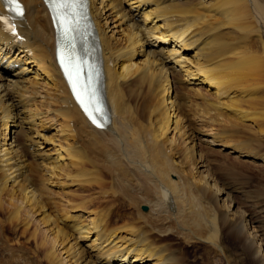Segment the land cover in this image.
<instances>
[{"label":"bare ground","instance_id":"1","mask_svg":"<svg viewBox=\"0 0 264 264\" xmlns=\"http://www.w3.org/2000/svg\"><path fill=\"white\" fill-rule=\"evenodd\" d=\"M115 2H120V7ZM119 2L89 0L104 72L102 95L110 117L104 127L95 126L76 103L57 66L55 31L43 0H23L25 13L18 26L22 39L5 32L0 24V213L5 216L0 217V235L7 236L8 223L9 227L25 225L22 233H29L38 243V234L30 226L33 213L46 208L47 185L69 184L79 188L67 194L61 191L66 195L63 202L53 203L55 215L43 211L46 223L56 222L53 236L44 233L40 243L48 264H67L71 259V264H184L177 249L161 239L168 234L186 244L204 242L214 250H224L222 235L228 234L239 240L246 261L264 264L261 218L234 207L228 189L218 186L213 178L216 159L212 162L214 158L208 155L222 151L243 161L264 163V2ZM108 7H119L116 15L126 20L127 38L121 46L109 28ZM3 13L0 4V15ZM255 37L261 44L260 52L246 43ZM145 45L149 47L144 49ZM191 49L190 57L183 55ZM31 71L33 76L27 77ZM41 80L53 90L46 105H58L50 108L51 112L66 118V126L61 124L56 132L65 140L45 130L44 134L34 131L36 141L30 137L31 129L48 125L53 117L31 108L41 89L38 86L44 85ZM191 83L204 85L212 97ZM197 98L200 101H195ZM191 107L225 129L228 119L234 124L257 120L263 151L255 155L236 144L229 147L227 129L216 132L202 124L190 126ZM258 107L262 111L255 114L248 109ZM171 130L174 133L169 136ZM34 142L38 149L33 152ZM31 153L43 159H34V164L28 158ZM37 165L46 178L31 173ZM102 172L110 177L112 197L122 199L128 209H136V218L148 227L143 235L138 229L136 232L137 222L120 223L119 215H108L111 210L107 206L99 208L110 193H106L109 189L99 191L110 183L105 182ZM89 204L97 206L95 217L84 218L83 207ZM143 204L150 207L148 212L141 210ZM149 230L160 239H154L156 234L151 239ZM62 244L68 245L64 247L67 256L60 249ZM3 253L10 258L5 264L14 260L21 263V253L12 248ZM225 260L231 264L226 253Z\"/></svg>","mask_w":264,"mask_h":264},{"label":"rangeland","instance_id":"2","mask_svg":"<svg viewBox=\"0 0 264 264\" xmlns=\"http://www.w3.org/2000/svg\"><path fill=\"white\" fill-rule=\"evenodd\" d=\"M119 1H121V0H118V2ZM262 2H264V0H262ZM115 3H117V2H115ZM117 4L120 7V5H119L120 2L117 3ZM122 5H124V7L126 6L125 3L122 4ZM119 7L115 8V9H117L116 11H114L115 9H112V8L110 10V8L108 7V12L107 13L111 14L109 16V18H108V24H109V28L114 30V33H113V38H115L114 41H116L115 42L116 44L121 46L126 41V38H127V35L124 34L127 31V24H126V20L125 19H123L120 16L116 15L117 11L119 10ZM126 7H128V5ZM224 38H225V36H224ZM248 39L250 41L248 40V41H246V43H247V45L250 46L251 49H254V51H255V48H256L257 50L259 49L261 51V49H262L261 48V44L256 39V37H255V40H253V41H252L251 38H248ZM145 47L147 48V47H149V45H145L144 49H145ZM191 50L190 51H186L185 52L186 54H183V55H186L187 57H190L193 54V51H194L193 49H191ZM142 54L143 53H140V55H142ZM141 58H143V57H141ZM136 60H138V59H136ZM33 74H34V72L31 71V72L27 73L26 76L27 77L28 76H33ZM41 81H42V84H43L44 81L43 80H41ZM46 86H47L46 83H44V85H41V86L39 85L38 86L41 89L39 88L40 90H38V92L36 93V95L38 94L37 100H34L33 103H31V105H32L31 108H33V110L36 109L35 111L47 112L49 117L53 116V117L50 118L51 121L48 122L49 124L45 125V126H49V128L45 129V126L42 125V126H39L41 129L39 127H36V128L31 129L32 130L31 131L30 128L28 127L29 129L27 130V132H29V130H30V132H32V133H30V137L31 138L35 137L34 140L37 139V135H35L36 133L34 132V131H37V130H38L39 134H40V132L43 133V134L45 132L48 135H53V134L55 135L56 134L58 138L64 139L63 136L59 135L56 132H58L59 128L62 127V125H63V127L66 126V123H64L66 118L64 119L62 116H60V118H57L58 115H56L53 112H51L52 111L51 109L58 108L59 107L58 105L57 106L56 105H51L48 108L47 105L50 104L49 102H47V100H49L48 96L53 94V90L52 89H48V86L47 87ZM191 86L194 87L195 89H198L202 93H204L205 96L212 97V92L209 91L206 87H204V85L191 83ZM44 89H45V91H44ZM46 89H48V90H46ZM48 92H50V94ZM42 93H44V94H42ZM195 101H200V98H197ZM192 103H194V100H193ZM53 107H56V108H53ZM46 108L48 109V111H47ZM191 109H192V107H191ZM248 109L250 111H254V112H252L253 114H255L258 111H262L260 107L253 108L254 110L252 108H248ZM190 112H191V114H189V117H192V118H190L187 121V123L190 124V126H192V125L193 126H195V125L198 126V124H202L201 125L202 127H206L207 129L211 128V129H213V131L216 130V132H220L221 130H222L221 132H223V131H225L227 129V136H228L227 137L228 138L227 142L229 143V147H231V146L236 144L238 146L245 147V149L249 150V152H250V150H252L253 152H250V154L253 153L255 155L256 154L259 155V153H261L263 151L262 150V144H261V141H260L259 122L257 120L253 119L254 120L253 121L252 119H250V120L244 122L243 124H234V123H231L230 120L228 119L227 128L225 129V128H223V126L220 123L219 124L221 126L219 124H215V123H218V122L214 121L211 117H207L208 115L207 116L204 115V117H206L207 119L202 117L201 115H203V114L200 111H198L197 107L193 108L192 111H190ZM193 112H195V113H193ZM186 113L184 112V115L185 114L188 115V112H186ZM193 114H199L200 116L199 115L198 116L197 115H193ZM229 116L230 115L228 114V117ZM25 117L27 118V114L25 115ZM200 117L204 118V120L200 119ZM209 118H211V119L209 120ZM15 119H16V117L13 119L14 122L16 123L18 121V119H16V120ZM205 120H207V121H205ZM24 122H26V121H24ZM54 123H55V126H54ZM34 129H36V130H34ZM217 129H221V130H217ZM42 131H44V132H42ZM173 133H174V131L171 130L168 134H169V136H172ZM32 134H34V135L32 136ZM3 135L4 134H2V136ZM9 135H10V133H9ZM42 140L43 139H40V142H42ZM42 144L43 145H41V146L43 147L44 143H42ZM31 145L34 146L33 152L35 151V149H38L36 147L37 146L36 142L31 143ZM43 149H47V146H45ZM198 149H200V148H198ZM84 150L87 151L86 148H84ZM201 150L206 152V153L208 152L207 149L204 148V147H202ZM36 151L38 152L39 150H36ZM219 152L220 153L214 152V154L208 153V155H210V156L212 155V157L209 156L210 158H214V159H212V162L216 159V161L213 162V168H212L213 170H211L212 173L211 172L210 173L212 174V176L214 175L213 178L215 179L217 185L220 186V187H224V189L225 188L228 189V193L230 194V199H231L230 201L234 203V207L235 208L238 207V209L241 210L242 212H247V213L250 212L249 214L252 213L251 215H253L255 213V215L252 216V217L255 218V216L258 215L261 218L260 221H262L260 223L263 224V226H264V219H263L264 218V163H261L260 160H255L256 163L253 162V161H246V160L243 161L241 159L235 158L233 156V154H230V153L223 154L222 151H219ZM225 152H227V151H225ZM31 154H32V157H30ZM31 154L28 155V158H29V160L31 159L30 161L31 162L33 161L34 164H36L35 161H37V160H34V159H36V158H39L40 160L43 159L42 155L41 156L38 155L37 157H35L34 153H31ZM249 158L252 159V157H249ZM249 158H247V159H249ZM40 168H41L40 165H37V167L34 170H32L31 173L35 174V175L37 173H40V175L37 174L36 176H41L42 177V175H45V173L42 170H40ZM101 174L105 175L104 176V180H105L106 183L110 182V177L108 175H106L105 172H102ZM1 177H2V174L0 172V178ZM43 177L46 178L47 176L45 175ZM173 177H175V176H173ZM106 183H105V185H106ZM107 184L110 187L108 185L102 186L99 191H102V192L105 191L106 192L109 189L108 192H106V193L110 192L109 194L111 196L108 194L110 197L107 198L108 195H106V200L107 201L104 203V205L102 204L99 208L104 210V208H102V207L107 206L106 208H109L111 210V212H108L109 210L107 211L108 215L109 214L111 216L112 215H115V216L117 215L116 217H118V215H119L120 223L121 222L130 221V223L132 224L134 222H137V226H139V224H140V226L136 227V232H137V229H138L137 233L143 235L144 232H145V229L148 230V227H146L144 225V223L141 222L138 219V217L136 218V216H137L136 214H138L136 209H133V207L132 208L130 207V209H128L125 206L126 204L123 203V200L120 199V198L119 199H114L112 197V193H114L113 192V187L111 186L112 184H111V182L107 183ZM51 185H52V187H51ZM63 185H61V184H56V185L49 184V185H47L48 192L46 193V195H44V198H45V196H47L44 200L47 201V198L51 197L50 200L52 199L51 200L52 202L48 198V201L47 202L45 201V207L46 208L45 209L38 208L37 212L33 213L34 214L33 218H32L33 219V224L30 226V230L32 232H34L36 230L38 235L35 236V238H37V242L39 244L36 243V241H34L33 236L30 238L31 235L29 236V233L28 234L27 233L26 234L22 233L24 228H25V225L24 226L20 225V226H14V227L11 226V227H9L10 223L7 224L8 228L10 229L9 232L7 233V236L3 237V236L0 235V264H5L7 261L10 260V258L6 257L7 253H6V255L3 253V251L7 252L9 248H12L18 254H20V253L22 254V257L20 258V261H21L20 264H48L45 261V258H44L45 254L42 252L40 243L43 241L42 239H43V235H45L44 233L48 234V237L50 236V234L53 236V233H51V232H53V230H54L53 229V227H54L53 225L56 222H53L52 224L46 223L44 215L46 213H50L52 215H55V212H56L57 208L54 206L53 203L54 202H59V201H60L59 203L63 202L62 200H64V199H62V198H64V196L67 194V192L69 191L68 193H70L72 191H77V187H78L77 185H72V186L69 185V184H66V185L63 184ZM51 188L54 191L51 190ZM98 189L99 188H97V190ZM50 191H52V192H50ZM61 191L62 192L65 191L66 194H64L65 192L62 193ZM80 192L88 193V192L82 191V190ZM57 199H58V201H57ZM143 205H146V204H143ZM95 207H97V206H93V205L91 206V204L86 206V208L84 206L83 207V209H85L83 211L84 218L85 217L93 218V216H94L93 213L96 210ZM46 209H47V211H44ZM51 209L53 211H51ZM149 210H150V207L147 205V210H142V211L143 212H146V211L148 212ZM43 211L46 212V213H44ZM135 212H136V214H135ZM3 215L4 214L0 213V217L5 218V216H3ZM134 215H135V217H134ZM132 216L134 218H132ZM58 224L60 226H62V227H65L68 230L72 229L71 227L68 228L62 222H60ZM38 226H39V228H38ZM50 228H52V229L50 230ZM251 228L252 227H250V230H251ZM37 229H39V230H37ZM45 230H46V232H45ZM143 230H144V232H143ZM12 231H14L16 234L12 233ZM48 231H49V233H48ZM126 234L127 233H121L120 235L122 237L124 235L129 237V234H127V235ZM149 234H150V237H152L156 233H154V231H150L149 230ZM155 237H156V239H158V238L160 239L161 236L160 235L157 236V234H156V236H154V239H155ZM151 239H153V237ZM161 239L162 240L164 239L166 241L165 242L163 240L164 243H168L169 242L170 245L172 244L171 246L173 248L177 249L178 252L176 254H178L180 256L179 260L182 263L185 262L186 264H226V260H225V253H226V257H228V259L230 260L231 264H250L248 261H246L247 254L244 253L241 249H239L240 248L239 247V240L236 237L230 236L228 234L227 235L223 234L222 235V240H221L222 246L224 247V250L226 251L225 253L223 252L224 250L222 248H216L215 247V250H214V247L207 246L206 244H204V242H198L197 241V242H192V243L186 244L184 241L180 240L179 238L175 237L172 234L163 235L161 237ZM171 242H173V243H171ZM46 243H45V245H46ZM80 243L83 244V242H80ZM157 243L159 244L161 242H157ZM162 243H161V245H162ZM64 244H62L60 246V249H61V251L63 253V256L64 255L67 256L66 254H68L69 252H67L66 251L67 249H65L64 247L66 246V248H68V245L64 246ZM46 247L48 248V246H46ZM78 247L79 246H76V248H78ZM70 257H71V255H70ZM69 258L67 257L66 259L68 260ZM72 261H73V259H71L70 262H68L67 264H71ZM10 263L11 264H16L15 260L13 262H10Z\"/></svg>","mask_w":264,"mask_h":264},{"label":"snow or ice","instance_id":"3","mask_svg":"<svg viewBox=\"0 0 264 264\" xmlns=\"http://www.w3.org/2000/svg\"><path fill=\"white\" fill-rule=\"evenodd\" d=\"M5 2L9 5H14L15 7L13 8V11H16L17 15H22V11L20 10L19 0H5ZM3 19H4L3 16H0V21H2Z\"/></svg>","mask_w":264,"mask_h":264},{"label":"water","instance_id":"4","mask_svg":"<svg viewBox=\"0 0 264 264\" xmlns=\"http://www.w3.org/2000/svg\"><path fill=\"white\" fill-rule=\"evenodd\" d=\"M142 208H143V209H146V206H143Z\"/></svg>","mask_w":264,"mask_h":264}]
</instances>
